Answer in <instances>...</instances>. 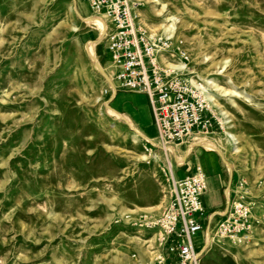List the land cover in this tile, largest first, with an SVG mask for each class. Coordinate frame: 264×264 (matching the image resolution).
<instances>
[{"label": "rangeland", "instance_id": "rangeland-1", "mask_svg": "<svg viewBox=\"0 0 264 264\" xmlns=\"http://www.w3.org/2000/svg\"><path fill=\"white\" fill-rule=\"evenodd\" d=\"M134 1L148 32L169 38L162 71L216 105L212 127L175 146L177 157L186 153L192 164L216 153L225 196H246L259 221L264 0ZM101 29L90 0H0V264H149L165 252L148 223L161 216L184 169L165 154L147 96L114 91ZM184 62L188 71L174 68ZM219 220L204 221L214 240L201 264H264V223L241 244L217 234Z\"/></svg>", "mask_w": 264, "mask_h": 264}, {"label": "built area", "instance_id": "built-area-1", "mask_svg": "<svg viewBox=\"0 0 264 264\" xmlns=\"http://www.w3.org/2000/svg\"><path fill=\"white\" fill-rule=\"evenodd\" d=\"M90 5L105 24L103 39L111 59L114 91H140L147 96L165 154L186 170L182 178L174 180L161 216L148 223L150 229L158 230L165 248L149 264H200L206 236L214 234L204 228L207 217L209 223L221 220L217 234L222 238L238 243L250 240L255 223H264V216L253 221L254 204L244 195L231 194L226 196L227 208L210 214L203 204L209 188L205 170L190 164L187 154L176 155L175 146L181 147L196 132L208 131L212 119L204 96L195 87L160 68L156 57L169 48V38L148 32L134 0H90ZM183 58L187 60L185 55ZM203 230L206 236L201 241Z\"/></svg>", "mask_w": 264, "mask_h": 264}, {"label": "crops", "instance_id": "crops-1", "mask_svg": "<svg viewBox=\"0 0 264 264\" xmlns=\"http://www.w3.org/2000/svg\"><path fill=\"white\" fill-rule=\"evenodd\" d=\"M99 43L101 42L100 36ZM186 154V153H185ZM217 154H211L207 153L201 158L197 159L194 164H199V166H202V168L205 170L207 176H208V192L203 197V204L208 205L209 210L211 212H220L224 209L228 202L226 201L225 196V181L227 176L224 174V169L222 168ZM193 164V163H192ZM185 174V169L183 170ZM216 178L218 179L216 183ZM227 187V186H226ZM213 196V199L211 197ZM207 212L208 209L205 208Z\"/></svg>", "mask_w": 264, "mask_h": 264}, {"label": "bare ground", "instance_id": "bare-ground-1", "mask_svg": "<svg viewBox=\"0 0 264 264\" xmlns=\"http://www.w3.org/2000/svg\"><path fill=\"white\" fill-rule=\"evenodd\" d=\"M100 18V17H99ZM165 30H164V32L165 33H169V34H171L172 33V28L171 27H166V28H164ZM101 31V34H102V37L100 36V38H101V40H104L103 39V34H104V30H100ZM169 37H171V36H169ZM163 55H165V54H163V53H161V54H159L157 57H156V59H157V62L159 63V61H158V58L160 57V58H162L163 57ZM165 59V58H164ZM183 62V61H182ZM185 63V64H184ZM184 63H179L178 65H176V66H174V68L175 69H177V70H180V71H188V68H187V65H186V62H184ZM199 88V87H198ZM201 92L203 93H205V91L203 90V89H201ZM203 93V94H204ZM205 95V98L211 103H208V106H209V108H210V106H212V107H214V108H216V105H215V103H214V100L212 99V97H210L207 93H205L204 94ZM210 104V105H209ZM211 109V108H210ZM115 111V110H114ZM223 126H224V131H225V136H226V138H227V146H228V150L231 152V154H234L235 152H236V150H237V142H236V136L235 135H233V134H231L230 133V131H228V124H227V122H226V120L224 119L223 120ZM145 138V137H144ZM143 138V139H144ZM147 139V138H146ZM193 140H196L197 141V139L195 138V139H193ZM205 141V140H204ZM203 142V141H202ZM201 142V143H202ZM193 144H198V143H196V142H194ZM209 144V143H208ZM210 148H209V150H212V151H214V152H218L221 156H222V158H223V163H224V165L229 169V170H231V162H230V157H228V156H224V154L220 151V149L218 148V146H217V144L216 143H212L211 142V144L210 145H208ZM188 153V152H187ZM229 193V192H228ZM227 195H229V194H227ZM228 202V201H227ZM227 207H228V204H227ZM201 236V235H200ZM251 237V236H250ZM206 239H207V242H206V244H205V248H204V250H205V252L203 253V255L207 252V251H209L210 250V248H211V246H212V244H213V240H214V238L212 237V238H210V237H208V236H206ZM242 244V243H241ZM203 255H202V257H203ZM202 257H201V262H202ZM201 264V263H200Z\"/></svg>", "mask_w": 264, "mask_h": 264}]
</instances>
